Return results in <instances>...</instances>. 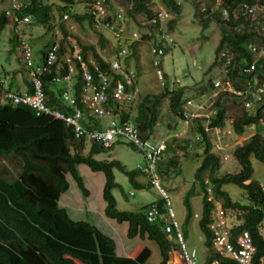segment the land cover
Returning <instances> with one entry per match:
<instances>
[{
	"label": "trees",
	"instance_id": "obj_1",
	"mask_svg": "<svg viewBox=\"0 0 264 264\" xmlns=\"http://www.w3.org/2000/svg\"><path fill=\"white\" fill-rule=\"evenodd\" d=\"M94 1H91L89 10L82 16L67 8L63 10L67 11L68 16L70 14L77 20H89L99 36L100 47L103 48L108 39L94 25L91 15ZM163 1L173 15L180 14L181 4L178 1ZM111 2L118 3L114 5L122 7L126 16L129 15L130 18L139 14L146 18L144 24H149L148 26L152 27L159 24L149 23L156 14L152 8L154 1L106 0L110 13L113 9ZM219 2L218 8L214 11L206 6L205 11L208 15L202 18L204 27L215 22L220 29V38L215 47L214 60L211 65L227 69L226 76L231 80L234 89L240 91L241 94L219 92L214 98L216 114L211 118L209 126L225 130L223 144L227 147V152H230L231 158L236 160L239 170L235 173L228 172L217 175L221 169L224 155L214 146L213 142L216 136L205 130L204 118H194L190 119L189 130L190 135L194 133L193 139L190 140L187 134V137L176 138L173 136L168 140V143L166 141L168 151L165 150L163 156L169 155L168 160L160 163L162 157L156 164V171L158 175L166 178L170 177L172 173L180 174L181 162L177 161L178 157L175 152L178 148L184 152V156H187L189 147L193 143L198 148L201 159L194 173L193 181L184 195V204L187 209L186 219L181 225L184 240L192 215L190 198L198 190L202 200V212L198 224L203 233L204 247L208 250L205 264H211L217 260V256L213 252V234L210 229L214 201L220 202L226 224L231 230V238L234 239L237 234L247 231L255 248L253 264H264V189L258 181L251 179L250 162L253 158L264 165V93H261L259 101H255V97H257L255 93L259 87L264 86V58L255 59L248 48L253 44L258 51L264 50V31L260 30L264 25V13L260 12L257 17L251 18L249 15H242L239 10V5L242 3L264 4V0H219ZM223 9L227 11L226 16L222 14ZM15 13L19 18L28 15L33 21L46 25L52 17L51 7L44 5L41 0H26V5H22ZM113 15L114 12L108 19L111 20ZM171 19L173 17L169 19L170 23ZM7 21L8 18L3 10L0 13V30ZM59 29L63 35L59 44L61 46L70 32L63 22H59ZM122 40L118 41V44L120 42L122 44ZM132 40L129 41L131 51L134 50L136 44L134 39ZM250 40L252 43L248 44ZM11 41L16 47L17 36L11 37ZM23 41L26 42L25 39H20V46ZM55 42L58 41L47 38V41L42 43L39 59L35 62L32 59L34 65L42 63L45 50ZM27 43L29 44L28 41ZM155 45L164 47L166 51L164 41L158 44L155 42L151 47ZM61 49L60 47L57 62L61 61ZM224 51L226 52V61L229 62L228 65L225 64V58L221 57V53ZM80 52L93 74H97V69L93 66L90 58H93L100 70L109 74L113 80L112 84L120 80L126 91H131L134 87L138 88L135 98L129 101H116L109 98L108 105L112 108L114 119L133 123L143 139L165 140L169 135H166L165 132L162 133L159 129V112L165 108L164 102L167 99L169 102L166 109L172 115L173 122L177 123V117L183 121L185 105L190 99L185 97V86H181L178 79H172L171 83L165 70L164 80L160 82L163 85L162 91L147 93L138 100L140 89L137 73L140 68L137 65L136 70L129 69V61L124 58L126 53L123 57L115 59L124 70V73L120 74L112 71L113 62L109 63L104 60L95 44L81 42ZM253 61H255V67L252 73L250 75L242 73V69ZM57 62L41 75L45 103L51 110L72 112L73 107L65 103L61 95L64 90H67L76 97H80L84 87L82 71L79 69L78 74L71 81L52 82V77L62 75L67 69V64H63L59 68ZM61 83H65V86L60 85ZM247 83H250V88H247ZM3 86L4 84L1 82L0 93L2 92L3 96L5 91L24 92L4 89ZM203 88L204 95L202 96L211 93L214 90L213 80L209 79ZM26 91L28 93L33 91L31 84ZM224 98L229 100L228 104H224ZM1 100L0 159H16L19 162L20 173L17 178H10L6 168L0 166V264H149L151 251L148 247L137 245L128 257H118L113 237L88 221L72 219L70 207L62 202V197L70 186L65 174L72 177L85 198L89 197L90 190L78 170L81 165L87 166L93 172L104 174L103 199L106 204L104 214L118 223L126 222L128 238L139 237L141 240L147 239L155 242L160 258H162L160 264H168L170 254L179 248V242L174 232L167 233L165 231L164 217L167 214V206L164 197L162 196L136 211L119 210L112 194L114 188H121L120 184L115 181L114 169L126 175L136 189L146 187L136 180V176L140 173L144 174V172L141 168L128 170L118 160H97L95 158L110 152L111 147L120 140L106 148L86 136L77 137L72 127L65 126L61 119L51 113L36 114L35 110L28 105L12 104L10 99H5V97ZM247 102L249 106H246ZM133 104L135 105L134 114L130 107L127 108ZM86 113L87 121L85 120L84 124L87 127L90 128V124L95 126L104 124L103 120L89 116L88 110ZM228 119L231 120L230 124H227ZM169 123L170 126H173L171 129L174 130L177 124ZM227 130H230L229 134ZM247 132L252 134L242 141L230 145L231 141ZM228 138L232 140H227ZM130 145L138 150L133 144L130 143ZM145 175L148 177V174L145 173ZM227 184L239 187L243 200L232 199L229 192L223 189ZM123 195L126 197L124 192ZM210 196L212 200H209ZM153 204L159 209L160 218L154 222H148L145 216L146 209ZM260 260H262L261 263ZM177 261L173 264H177ZM218 261L219 264H233L222 258H219Z\"/></svg>",
	"mask_w": 264,
	"mask_h": 264
},
{
	"label": "rangeland",
	"instance_id": "obj_2",
	"mask_svg": "<svg viewBox=\"0 0 264 264\" xmlns=\"http://www.w3.org/2000/svg\"><path fill=\"white\" fill-rule=\"evenodd\" d=\"M91 1L92 0H41L44 5L51 7L52 17L47 25L39 24L35 20H31L28 23H17L6 16L8 21L0 30V83L5 80H12L16 71L24 72L25 65L20 59L21 57L19 58L18 53L20 50L19 37L29 42L32 59L38 60L42 43L47 41V38L51 40L55 39L59 42L62 41L63 35L59 29V22H63L70 32L67 39H64L63 42L65 49L74 47V43L79 44L77 48H81V42L95 44L101 57L109 63L114 62L113 60L117 57H123L119 55V51L122 48L126 49V56H124V58H127L129 61V69L136 70L137 65L140 68L139 73H137L140 89L138 100L147 93H158L162 91L163 85L160 83L162 81L158 80L156 77L150 53L151 45L155 42L160 43L162 40L164 41V46H166L165 56L163 57V68L167 72L171 83L173 82L172 79H178L179 84L185 86V97L187 96L194 101L207 99L206 96L202 95H204L203 87L206 86L208 80L212 79L214 81L215 79H219L222 83L226 80L224 68L211 65L214 60V50L220 38L219 26L215 22L209 23L206 27L202 25V18L208 15L205 11L206 6L210 7L211 11H214L219 6V0L180 1L181 12L178 16L172 14V11L166 7L163 0H156L155 4L160 5V7L173 17L171 23L169 20H164L160 21L155 27H152L148 26L149 24L143 23L146 19L145 17L136 18L135 16L134 18H130L129 15H127L125 16L126 20L128 17L126 21L127 26L124 31L125 36H123L122 44L121 42L118 44V42L114 40V36L104 34L108 42L103 48L100 47L98 41L99 36L94 31V27L89 20H77L70 14L68 18H64L63 16L67 14V11L63 10L64 8L82 16L89 10L88 7ZM14 2L26 5V0H0V13L3 10H10ZM262 26L260 30L263 32L264 25ZM132 33L135 34V36ZM16 36L18 42L17 46L14 47L11 37ZM130 37L136 39L134 40L136 44L132 51L129 48ZM119 41H121V39H119ZM251 43L252 41L250 40L248 44ZM0 99H4L2 92L0 93ZM223 100L224 104L229 103L228 99L224 98ZM168 102L169 100L167 99L164 102L165 108L162 109V112H159V129L162 133L165 132L166 135L169 134L165 138L167 143L169 142L168 140L172 139V136H170L171 133L169 132L173 126H170L169 122H171L172 125H180L179 123H181L178 117L177 123L175 122V124L173 122L174 119L171 117L172 115H170L166 109V107H168ZM134 104L131 105L132 107L127 106L128 109L130 107L132 114L135 113ZM188 122H190V120H188ZM184 133L185 132H181L173 136H178L180 138L184 136ZM193 135L188 134L187 136L192 140ZM245 135L246 133L240 137L238 136V141L240 142L243 140ZM227 140L232 139L228 138ZM234 141H231L230 145H234ZM214 146L217 148L215 143ZM189 148L190 150L187 156H184V152L178 150V148L175 152V155L178 157L177 161L179 160L181 162L180 174L172 173L168 178L159 175V185L167 192L180 225L183 224L187 216L184 195L193 181L194 173L201 159V155L198 153L199 150L193 143ZM166 151H168V145ZM218 151L221 152L224 157L221 161V169H219L217 175L237 172L239 166L236 160L231 158L230 152H227V147L224 145L222 148H219ZM168 156L165 154L163 159L160 160L162 161L160 163L167 162ZM95 158L97 160H118L124 164L128 170L136 168L143 169L146 163L143 153L136 150V148L132 147L130 143L125 140H121L112 146L110 152L101 154ZM250 162L252 167L251 179L258 181L264 189V165L253 158H251ZM0 166L6 168L7 175L10 178L15 179L20 173L19 162L14 158H10L9 160L1 158ZM78 170L81 176L84 177L85 184L90 190V196L85 198L72 177L69 174H65L70 186L69 190L65 192L62 197V202L70 207V216L72 219L85 220L99 226L102 231L113 237L117 243L118 254L123 251L122 249L134 248L135 245L148 247L153 252V256L149 261L150 264H158L160 261V254L155 242L147 239L141 240L139 237L128 238L126 235L127 223H118L104 214V208L106 206L103 199L104 174L102 172H93L85 165L78 167ZM114 177L115 181L121 186V188H114L112 190L119 210L136 211L144 205L162 198L158 189L150 184L149 178L145 174L140 176L142 184L146 186L145 189L134 188L127 176L116 169H114ZM223 189L229 192L232 199L243 200L241 195L242 191L239 187L233 184H227ZM123 192L126 194V197L123 195ZM210 200H212V198ZM190 205L192 215L187 226V237H185L184 245L188 253H190L192 249L196 251V264H205L204 237L198 224L202 212L201 194L198 190L194 196L190 198ZM230 217L232 216L230 215Z\"/></svg>",
	"mask_w": 264,
	"mask_h": 264
},
{
	"label": "built area",
	"instance_id": "obj_3",
	"mask_svg": "<svg viewBox=\"0 0 264 264\" xmlns=\"http://www.w3.org/2000/svg\"><path fill=\"white\" fill-rule=\"evenodd\" d=\"M178 2L183 0H176ZM22 7L21 3L14 2L10 10L5 11V16L11 18L17 23H27L31 21L32 18L28 15L20 17L15 13L16 10ZM239 10L242 15H249L251 18L257 17V15L262 12L264 13V4L248 5L242 3L239 5ZM224 16L227 15L225 9L222 10ZM91 15L94 21V25L97 29L103 27L116 34L117 37L122 36L124 31V26L126 24V13L124 9H119L110 18V11L106 0H95L93 7L91 8ZM64 18H68L67 14L63 15ZM170 15L165 11H157L155 16L150 19L149 23L155 25L160 21L169 20ZM135 36V34H133ZM134 39V38H132ZM138 39V38H137ZM136 40V39H134ZM158 44V43H157ZM251 53H253L255 59L264 58V50H257L253 44L248 46ZM60 51L59 43L55 42L45 50L43 55L42 63L34 65L31 56L30 45L27 41H23L20 46V57L24 61V65L27 67L29 74V81L32 86V92L28 93L24 91L22 93H14L5 91V99H10L12 104H24L35 110L36 114L41 112L51 113L55 117L61 119L65 126L72 127L75 135L77 137H87L91 141L100 143L106 148L111 147L117 140L123 139L138 148L143 154L146 160V165L142 169L144 174H148L150 184L158 189L160 195L166 200L167 214L164 217L165 231L167 233H173L179 242V247L181 250V256L184 264H196V251L191 250L188 253L184 245V237L181 230V225L177 219L176 213L172 208L171 201L167 192L159 185V175L156 171L157 162L162 159L163 153L166 150V141L154 140V139H143L137 127L130 121L120 122L113 118L112 108L108 105L109 98L116 101L131 100L136 97L138 93V88L134 87L131 91H126L124 84L117 80L112 84V78L109 74L103 70L99 69L93 58H90L93 66L97 69V74H93L88 66L87 61L83 58L82 53L78 49L71 50L67 53H63V62H57L58 52ZM152 65L154 66L155 74L158 80L163 81L165 77V72L163 68V57L165 56V48L158 45L152 46L150 48ZM126 49L122 48L119 51L120 56H124ZM263 53V55H262ZM221 57L225 58V64L228 65L229 62L226 61V52L221 53ZM57 67H62L63 64H67V69L60 76H55L51 78L52 82L61 81H71L76 74H78L79 69L82 71V79L84 81V87L80 94V97H76L71 91L64 90L62 92V99L65 103H68L73 107L72 112H65L60 110H51L49 106L45 103V95L42 86L41 75L43 72H47L49 67L56 64ZM116 62V63H115ZM111 65L112 71L123 74L124 70L118 61H115ZM255 67V61L248 64L242 69V73L251 74ZM225 74L228 73L227 69H224ZM3 83V82H2ZM214 90L206 96L207 99H201L199 101H194L192 99L187 100L185 105V111L183 112V121L188 122L190 119L194 118H204L205 130L207 132H212L216 136L214 143L216 144L218 150L222 148L223 139H225L224 129L220 127L209 126L211 118L216 114V109L214 108V98L219 92H231L236 95H240V91L234 89L231 80L226 76V80L222 83L219 79L213 82ZM250 83H247V88H250ZM261 93H264V86L258 88L257 97L255 101L261 99ZM249 106V103H246ZM89 116L103 120V125L95 126L90 124V128L84 124L87 121V113ZM231 120H227V124H230ZM229 131V132H228ZM228 134L230 130H227ZM209 192V191H208ZM212 197H209V200ZM145 216L148 222H154L160 218L159 209L155 204L149 206L146 209ZM211 224L210 229L212 231V245L216 254L219 258L228 260L233 264H253V257L255 253V248L253 246L251 237L247 231H243L237 234L234 239H232L231 230L226 224V219L223 215V210L221 208L219 201H214V207L211 211ZM262 260H260V263ZM211 264H219L218 262H212Z\"/></svg>",
	"mask_w": 264,
	"mask_h": 264
},
{
	"label": "crops",
	"instance_id": "obj_4",
	"mask_svg": "<svg viewBox=\"0 0 264 264\" xmlns=\"http://www.w3.org/2000/svg\"><path fill=\"white\" fill-rule=\"evenodd\" d=\"M152 2L154 1V4H153V6H152V8H153V10L154 11H165L162 7H160V5H157V4H155L156 3V0H151ZM111 4H112V8L113 9H111V13H110V15H112L113 14V12H114V14L117 12V10H121V9H123L122 7H119V5H114V4H118V3H113V2H111ZM166 12V11H165ZM168 13V12H167ZM136 16V18L138 17V18H143V16L142 15H139V14H137V15H135ZM170 18H172V16H170ZM127 21V20H126ZM126 26H127V23L125 24V26H124V30L126 29ZM98 31H100L102 34H105V35H112V36H114V40L115 41H119V39H123V36H125L124 35V33H122V36H120V37H117L116 36V34L114 33V32H112V31H110V30H108V29H106V28H103V27H101V28H99V29H97ZM133 34V33H132ZM19 39H22V38H20L19 37ZM130 40L129 41H133L132 40V38L130 37L129 38ZM26 40V39H25ZM125 40V39H124ZM27 41V40H26ZM163 41V40H162ZM58 43L60 44V42L58 41ZM160 43H162V42H160ZM74 47H72V48H70V49H65L64 48V43H62V45L60 46L62 49H61V61L63 60L62 58H63V56L65 55V53H67V52H69V51H71V50H74V49H76L78 46H79V44H76V43H74V45H73ZM78 50H81V48H77ZM65 52V53H64ZM18 53H19V58H20V52L18 51ZM63 53H64V55H63ZM63 55V56H62ZM39 57H40V55H39ZM37 60V59H36ZM36 60H33L34 62L36 61ZM60 61V62H61ZM113 61H115V60H113ZM14 80H15V83H14ZM3 84L5 85L4 86V89H10V90H12V91H19V92H22V91H26V90H28L29 89V85H30V81H29V74H28V70H27V67L25 66V69H24V72H19V71H16V73L14 74V77H13V79L12 80H10V81H4L3 82ZM60 85H63V87L65 86V83H61ZM0 91H1V89H0ZM179 122H181V123H179L180 125H176L175 126V128H174V130L173 129H171L172 131H171V135L170 136H172L173 137V135H176V134H178V133H183V132H185L184 133V136H182V137H186V135L187 134H189V130H190V127H191V125H190V122H186V121H179ZM181 126V127H180ZM178 127H180L179 129H177ZM251 135V132H247L246 133V135H245V137L243 138V139H245V138H247V136L248 135ZM249 135V136H250ZM248 136V137H249ZM176 138H179L178 136H175ZM182 137H180V138H182ZM240 137V136H239ZM242 141V140H241ZM239 141H238V138L234 141V143H238ZM140 176H142V173H140L139 175H137L136 176V180L138 181V182H140L141 184H142V181L140 180ZM145 185V184H144ZM145 189V188H144ZM131 192V191H130ZM130 194V193H129ZM128 226V225H127ZM185 237H187V232L185 233ZM116 243V242H115ZM136 246V245H135ZM180 248V247H179ZM179 248H177L176 250H174L171 254H170V259H169V261H168V264H173L174 262H176L177 260V264H184V261H183V259H182V254H181V250L179 249ZM132 249L133 248H129V249H122L123 251L122 252H120L119 254H118V248H117V243H116V255L118 256V257H123V258H125V257H128L129 256V254L131 253V251H132ZM204 254H205V263H206V259H207V256H208V250L204 247ZM151 251V250H150ZM213 252H214V254L217 256V260L216 261H214V262H218L219 263V261H218V259H219V256L216 254V252H215V250L213 249ZM153 256V252L151 251V257ZM196 259H197V253H196ZM160 261H162V258H160ZM160 261L158 262V264H160ZM149 264H150V262H149Z\"/></svg>",
	"mask_w": 264,
	"mask_h": 264
},
{
	"label": "clouds",
	"instance_id": "obj_5",
	"mask_svg": "<svg viewBox=\"0 0 264 264\" xmlns=\"http://www.w3.org/2000/svg\"><path fill=\"white\" fill-rule=\"evenodd\" d=\"M115 62V61H114ZM216 80V79H215ZM214 82V81H213ZM210 94V93H209ZM208 95V94H207ZM207 95H205V96H207ZM252 134V133H251Z\"/></svg>",
	"mask_w": 264,
	"mask_h": 264
}]
</instances>
